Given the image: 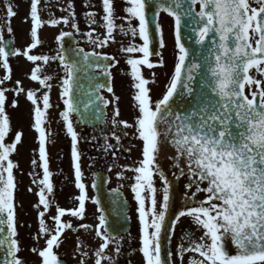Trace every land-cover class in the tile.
<instances>
[{
	"label": "snow or ice",
	"instance_id": "1",
	"mask_svg": "<svg viewBox=\"0 0 264 264\" xmlns=\"http://www.w3.org/2000/svg\"><path fill=\"white\" fill-rule=\"evenodd\" d=\"M124 2L127 5L123 9L126 15L118 17L114 0H102V22L98 26L104 30L103 35H94L95 28L84 35L98 48L106 47L109 42L114 43L117 31L123 36H130L133 41L137 37L142 41L139 45L130 42L127 47L122 46L120 49L129 54L126 63L130 66L136 90L133 100L137 115L133 123L118 121L116 118L120 112L117 107L112 123L114 126L123 125L126 129L134 128L135 138L142 142V159L136 162L137 166L125 171L134 173L131 191L137 204L139 251L144 264H172V253L169 251L165 255L162 252V236L173 196V184L160 164L161 151L167 149H171V153L166 152V158L172 161V167L176 170L172 173L174 179L179 181L187 177L184 207L172 220L168 240L170 242L176 224L183 217L191 218L195 228L201 232L199 237L185 232L177 249L181 264L186 253L197 254L187 264H264V79L250 74L255 69L258 76L264 78V0ZM253 3L257 6L254 7ZM40 4L41 0H30L32 43L27 50H7V43L0 35V67L8 73L0 79V86L11 78L10 56L23 55L30 62L43 61L44 64L59 60L63 66L61 99L64 111L60 116L71 138V159L79 195L75 197L77 207L65 209L57 206L56 215L52 217L55 222L54 234L45 219L53 206L49 197L54 191L53 173L49 168L46 149L50 133L44 127L46 114L52 105L47 93L41 97L43 108L38 105L35 92L27 93V99L34 105V129L39 134V166L43 172L42 178L33 179L39 188V203L36 207L43 208V211H38L39 234L49 237L43 249L34 248L32 251L41 258V264H62L53 249L60 246L64 231L73 226L62 222L61 218L68 214L83 220L86 201L89 199L83 182L79 137L71 118L73 113H80L81 102L77 99L76 88L77 73L81 69L78 67L79 62H69L65 56L64 40L65 37L73 36L72 32H61L56 37L60 47L54 57L29 53L40 45L38 30L44 24L67 25L71 19L76 32H79V27L75 23L71 0L67 8L62 9L68 11V16L59 19L50 17L47 21L41 19ZM150 6H154L151 17L148 15ZM161 12L174 18L178 52L166 91L161 99L154 101L150 95V85L155 83V73L152 74L153 79L149 80L142 74V68L164 66L162 53L151 48L153 26L159 36L160 49L165 47L159 22ZM15 15L13 5L7 4L5 27L9 34L13 32L10 20ZM85 15L90 28L97 24L95 12ZM117 19L124 23L118 25ZM133 21L137 23L133 24ZM185 27L190 28V34L195 37L194 43L200 46L199 59L182 43V30ZM76 51L77 55L82 54L86 66L95 67L109 78L107 85L96 84V90L106 88L112 93L110 67L114 65L102 61L115 58L95 51ZM134 54L139 56L133 58ZM153 55L161 57L159 63L152 62ZM41 73L42 68L35 67L31 72V80L50 89L52 77L43 75L41 78ZM8 91L10 89L0 87V250L5 252L3 264H23L18 257L19 242L15 239L14 169L18 165L10 159L22 140V133H16L13 143H5L10 132V120L6 114ZM15 91L19 95L23 89L17 88ZM91 95L89 93V103L84 104L85 111L95 104ZM96 100L102 101L105 108L110 103L101 96H96ZM114 100L118 101L119 97H114ZM11 105L16 107L17 102L13 100ZM115 138L119 142V137ZM109 148L111 145L106 144L105 150ZM32 164L36 166L37 161L33 159ZM157 178L161 184L159 189L156 186ZM92 186L95 188V183ZM158 193L162 197L160 201L157 199ZM201 193L204 194L203 198L197 199ZM92 202L98 203L96 200ZM106 223V217L101 212L95 236L102 242L94 252V264H104L105 261L112 264V257L106 254L110 244H116L117 254L120 251L119 239L108 232ZM79 227L92 228L83 223ZM77 247L79 249L82 245L78 244ZM230 249H234V252ZM87 255V251H81L82 257ZM80 264H86V260L81 259Z\"/></svg>",
	"mask_w": 264,
	"mask_h": 264
},
{
	"label": "flooded vegetation",
	"instance_id": "2",
	"mask_svg": "<svg viewBox=\"0 0 264 264\" xmlns=\"http://www.w3.org/2000/svg\"><path fill=\"white\" fill-rule=\"evenodd\" d=\"M69 0H48V8H49V16L58 18L61 17L57 12L58 5L61 7H66L68 5ZM76 3L81 8V21H82V47L84 49L95 51L100 54H106L115 59L112 60L111 71L113 74V92H106L104 89V96L109 99L110 103L108 105V120L104 127H101L100 131L103 132H112L114 134L113 137H116V132L120 131L121 136L119 137V148L125 144L122 149L123 151L119 153L120 158L124 159V162L120 164L119 167H114L112 169H108L109 174V185L110 186H119L121 187L127 197L130 200L131 206L129 209V213L131 216V226L126 232H118L115 237L119 239L120 251L117 254L116 252V244H110L109 248L106 250V254L112 257V264H144L142 254L139 251L140 248V232H139V221L137 214V204L134 200L133 193L131 191V185L134 183L132 177L134 173L131 171H125L127 168H132L136 166V160L140 159L142 156V147H138L134 149L130 145L132 139L135 138L136 133L134 128H130V130L123 127V125L114 126L112 123L113 113L115 108H117V101L114 100V97H117L119 91L125 88V84L129 79V73L127 72L124 64L126 60L129 58V54L123 53L120 51L121 47H127L129 43L142 44V41L137 37L134 41L130 36H123L118 31L115 33V42H109L106 47L98 48L92 43L89 42L88 37L84 35L85 33L95 28L94 35L102 36L104 30L100 28L98 25L102 22L100 17L103 15L102 10V0H76ZM8 4V0H0V30L3 32L7 31L5 27V22L7 19L6 16V5ZM115 11L118 17L125 16L126 13L123 9L127 6L124 0H114ZM87 5V7H86ZM87 12H95L97 24L89 27V21L85 15ZM116 23L122 24L124 21L117 19ZM136 21H133V24H136ZM126 26V25H125ZM67 38V37H66ZM60 47V46H59ZM139 54H134L133 58L138 57ZM153 69H157L153 68ZM152 69H148L147 67L142 68V74L145 78L148 79L149 72ZM158 71L157 74L158 75ZM157 80L155 78V83H153L152 88H156ZM113 105V106H112ZM120 114L124 112H130L134 115H137V109H130L128 111L121 110ZM120 116V115H119ZM118 121L119 117L116 118ZM135 119V118H134ZM81 133V142L82 144H86L83 148V154H88V142L89 135L87 131V127L82 126L79 122L77 124ZM125 133H127L125 135ZM142 143V142H141ZM84 160L81 161V168L83 172V182L86 185L87 195L89 199L86 201V215L83 220L72 217L66 214L62 217V222L71 223L72 228L67 229L61 236V243L58 248H54L53 251L58 256L59 260L62 261V264H80L81 259L86 260V264H94L95 256L94 252L97 250L101 244V240L95 236V227L98 224V216L101 212L104 214V210L99 206L98 203H93L95 200V193L93 188V175L95 168L91 167L93 165H99V160L89 161L87 160V155L83 156ZM91 165V166H90ZM117 166V164H116ZM59 171L69 170L67 168H60ZM72 171V169H70ZM58 178V172L55 174ZM123 178H120V177ZM186 184V183H182ZM181 184V185H182ZM184 185L181 187L184 188ZM59 189V195H51L49 197L50 200L53 201V206L47 213L45 219L48 225L49 230H51L54 234L55 230V222L52 219L56 215V208L62 207L65 209H73L78 206V201L75 199L76 196L79 195V190L75 187V179H74V169L72 173H69L65 183L61 184ZM195 190V189H194ZM193 190V191H194ZM200 199L203 198L202 194L198 196ZM39 200L36 196H34V201H25L23 200V193L20 195V203L18 206V211L16 214V230L17 236L16 239L19 242L20 251L18 253V257L23 261V264H41V258L35 254L32 249H43L46 246V240L49 238L47 235L41 236L39 234V217L38 211H43L42 206L37 208ZM100 209V211H98ZM88 224L91 225L90 229H82L79 227L80 224ZM192 233L194 237H199L201 232L198 231L193 225L191 218L183 217L176 224L175 230L171 236V253H172V261L173 264H181V260L177 255L178 246L182 243V237L185 232ZM82 245L81 248L78 249L77 245ZM187 247V244L185 243ZM81 251H87V257L81 256ZM197 254L195 253H186L183 258V264H187L188 260ZM198 258V257H197ZM104 264H108L107 261Z\"/></svg>",
	"mask_w": 264,
	"mask_h": 264
},
{
	"label": "rangeland",
	"instance_id": "3",
	"mask_svg": "<svg viewBox=\"0 0 264 264\" xmlns=\"http://www.w3.org/2000/svg\"><path fill=\"white\" fill-rule=\"evenodd\" d=\"M30 1V0H28ZM24 9H27V6L24 5L23 6ZM40 9L42 10L43 7L42 5H40ZM1 13H0V18H1ZM20 22H25L27 25L23 26L22 29L18 28L19 32H13L14 38L16 40V45H17V50H19L20 52H23L25 50H27L29 48V46L32 43V40L30 38V29H31V24L30 21H26V19L23 18H19ZM16 20V18L12 17L10 20V24L11 26L16 25L18 22V20ZM24 23V24H25ZM30 24V25H29ZM163 25H164V32H163V39L165 42V47L162 49L161 53H162V58L166 59L168 61V67L170 70V73L168 74V79L173 71L174 65H175V61H176V56H177V52L178 50L176 49L175 46V31H174V21L173 18L169 15H165L163 18ZM48 25H45L40 29V31L38 32V37L40 39V41L42 39H44V37H47V32H43V30L47 29L48 27H45ZM51 39H55V38H51ZM43 42V41H42ZM40 47V48H39ZM43 52H46L48 55V49L46 47H43V44L40 43V45H38V47L36 49H33L29 54L32 55H41L43 54ZM19 56H23V55H17L15 58L19 59ZM23 58L26 59L25 56H23ZM161 57L157 58L160 59ZM17 59H9V64H10V76L11 78L7 81H5L4 84H8V82H10L13 79V82L9 84V89L10 91H8V97L10 100L9 103V107H12L11 102L13 100H15L17 102V106L16 107H12V111L10 112V114H7L10 120V132H9V138H7V140L5 141V143L8 144V142H12V140H14L15 135L17 132L22 133V140L21 142L17 145L16 150L13 152V154L10 156V159L18 165L17 168L14 169V177L20 176L21 177V188H22V193H23V200L25 201H34V195L32 194V191H29L30 185L34 184L33 183V176H31V174L29 173V169H34V168H41L40 165V161H39V140L35 139L30 132V126L31 123L34 124V107H30V101L27 99V93L28 91H33L35 92V96H43L45 93H47L50 96V104L52 105V107L49 108V113H52L53 108L55 107L54 104V99H53V94L52 92L47 89H42V87L40 85L37 84L38 81H33L31 80V72L32 70L39 66L42 68V73H41V78H43V75H48L51 74V72H53V74L56 73H61L57 76H52L53 77V90L56 92V94L58 96H60V98L58 99V101H61L59 103V107H64L63 104V100L61 99V91H62V84L61 81L64 78V69L63 66L61 64H59V66L56 67V64L54 60L50 61L48 64H44L43 61H37L35 63L26 60H23V62L28 61V63H24L22 65V61L21 60H17ZM53 67V68H52ZM6 74V71L0 67V77H4ZM22 74H25L24 76H22ZM29 74V75H28ZM21 75V76H18ZM252 75L256 76V78H260V79H264L262 77H259L258 74L256 72H254ZM51 77V76H50ZM167 79V80H168ZM17 81H19V85H17ZM51 82V80H50ZM131 85V84H130ZM167 85V84H166ZM17 88H21L23 89L22 92L19 93V95H17L16 93V89ZM166 88V86L163 87V90ZM25 92V93H24ZM32 105V104H31ZM38 105L40 106V104L38 103ZM41 107V106H40ZM21 108H25V109H21ZM43 108V107H41ZM9 108L6 107V112ZM52 119L51 116L48 117L47 122H50V120ZM62 119V117H61ZM50 126V125H49ZM58 127H62L63 128V135L64 137L61 138L62 142L68 141L70 140V138H68V135L66 133L65 130V125L64 123H61L60 125H58ZM20 128V130H19ZM46 130V128H45ZM49 131V130H48ZM90 135L92 134V130L89 129ZM37 135H39L38 133H36ZM53 136V135H52ZM53 138V137H52ZM48 143L46 144V149H47V153H48V157H49V168L51 169V172L54 174L55 173V167H56V163H57V159L54 158V155H57L58 150H61V154H63L65 152V149L67 147L66 143H62L58 144L57 142L50 140V138L48 137ZM29 143V146H28ZM71 151L69 149L66 150L65 152V160L66 162H68L70 160V156H71ZM35 159L37 161V165L33 166L32 164V160ZM105 163L111 165L108 161H106ZM16 183V188L14 190V205H15V211H17V198H16V194H17V189H18V183L15 180ZM16 213V212H15Z\"/></svg>",
	"mask_w": 264,
	"mask_h": 264
},
{
	"label": "water",
	"instance_id": "4",
	"mask_svg": "<svg viewBox=\"0 0 264 264\" xmlns=\"http://www.w3.org/2000/svg\"><path fill=\"white\" fill-rule=\"evenodd\" d=\"M198 10H199V8L197 7V11ZM153 12H154V6H150L148 9L149 17H151ZM182 36H183L182 43H184L185 46L191 50L194 57L199 59L200 58V46L196 45L194 43L195 37L190 34V28L189 27H185L182 30ZM158 45H159V36L155 33L154 26H153L151 48L155 51L157 49ZM72 59H73V61L79 62L78 67H80V69H81L77 73V77H78L77 90H80V91L87 90L88 92H86V94L95 92L96 91L95 85L97 84L96 78L98 77V74L93 72V70H92L93 67L86 66L84 64V62L82 61V54L81 55L76 54V57H74ZM80 113H82L81 108H80ZM80 113L78 114L79 116H80ZM172 191H173L172 202L170 203L168 219L166 220V223H165V232L162 236V252L165 255L167 252H169L168 229L170 228L171 221L173 219V216L175 215V211H174L175 186L174 185H173ZM4 259H5V252L3 250H0V264H3Z\"/></svg>",
	"mask_w": 264,
	"mask_h": 264
}]
</instances>
